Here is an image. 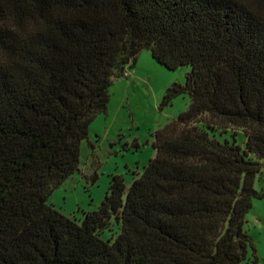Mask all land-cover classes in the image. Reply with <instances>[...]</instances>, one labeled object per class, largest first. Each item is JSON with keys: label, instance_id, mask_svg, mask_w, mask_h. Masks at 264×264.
<instances>
[{"label": "trees", "instance_id": "obj_1", "mask_svg": "<svg viewBox=\"0 0 264 264\" xmlns=\"http://www.w3.org/2000/svg\"><path fill=\"white\" fill-rule=\"evenodd\" d=\"M143 50L190 66L161 101L188 109L78 223L49 197ZM263 167L264 0H0V264H255L245 225Z\"/></svg>", "mask_w": 264, "mask_h": 264}, {"label": "rangeland", "instance_id": "obj_2", "mask_svg": "<svg viewBox=\"0 0 264 264\" xmlns=\"http://www.w3.org/2000/svg\"><path fill=\"white\" fill-rule=\"evenodd\" d=\"M190 70V66H184L169 71L148 50L141 51L134 66L126 69V77L115 80L110 87L106 113L94 119L88 138L82 142L79 170L52 192L49 205L80 223L86 213L99 208L113 176H121L128 190L155 156L154 133L188 109L187 95L175 98L163 108L161 101L172 84L184 85ZM215 137L220 142L235 141L244 148L245 137L241 132L216 131ZM263 186L264 167L255 190L261 191ZM119 231L120 225L115 224L102 238L113 242ZM245 231L255 249V264H264V199L253 202ZM248 254L251 260L250 248Z\"/></svg>", "mask_w": 264, "mask_h": 264}]
</instances>
